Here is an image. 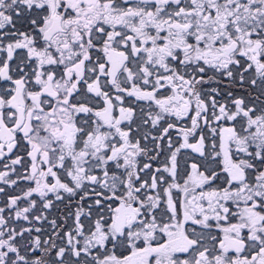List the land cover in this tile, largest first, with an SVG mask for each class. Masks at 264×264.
Returning <instances> with one entry per match:
<instances>
[{
    "label": "snow or ice",
    "instance_id": "obj_1",
    "mask_svg": "<svg viewBox=\"0 0 264 264\" xmlns=\"http://www.w3.org/2000/svg\"><path fill=\"white\" fill-rule=\"evenodd\" d=\"M0 264H264V0H0Z\"/></svg>",
    "mask_w": 264,
    "mask_h": 264
}]
</instances>
